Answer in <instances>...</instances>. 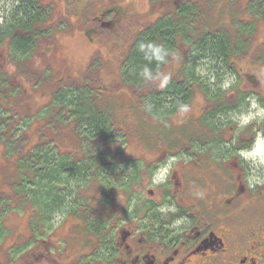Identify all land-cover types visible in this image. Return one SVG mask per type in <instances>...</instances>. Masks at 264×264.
Returning <instances> with one entry per match:
<instances>
[{
    "label": "flooded vegetation",
    "instance_id": "flooded-vegetation-1",
    "mask_svg": "<svg viewBox=\"0 0 264 264\" xmlns=\"http://www.w3.org/2000/svg\"><path fill=\"white\" fill-rule=\"evenodd\" d=\"M58 1L67 10V19H80L86 24V37L93 44L102 34L117 44L131 31L129 27L124 30L123 23L130 16L118 0H82L71 11L64 0ZM222 1L232 8V13L225 11L229 21L239 19L245 26L235 30L233 37L229 33L227 36L231 41L234 38L233 42L242 38L246 43L239 46L232 42L233 48L218 73L194 69L192 95L174 109L178 114L196 102L198 110L192 121L198 130H192V138L175 145L154 144L150 151L137 144L147 155L157 152L154 159L131 156L120 165V150H111L116 158L98 163L83 160L87 166L82 171L87 178L77 193L80 202L67 190L66 208L59 214L53 211L47 215L39 206L29 217L30 238L18 234L9 245V229L4 225L0 264H264V183H258L264 182V160L241 154L252 151L257 136H264V115L248 123L240 121L252 112L253 104L257 111L264 109V44L256 54H247V42L260 24L264 27V0H246L245 7L243 0ZM177 2L174 9L185 4L184 0ZM45 8L51 11L50 6ZM45 31V37H49L50 28ZM8 53L10 56L9 47ZM98 58L100 66L95 73L103 69V60ZM126 58L122 57L120 66L125 85L122 67ZM238 58H249L252 66L245 70L234 62ZM108 62L105 59L106 66ZM88 79L93 81L91 75ZM152 81L141 90L127 87L144 100L168 87L154 90ZM184 81L176 82L179 85ZM94 86L110 94L104 85ZM146 109L150 111L147 105ZM186 119L184 123L191 121ZM158 139L157 135L153 138L154 142ZM81 159L83 156L73 161ZM164 165L170 167L166 180L153 183L154 174ZM11 187L16 200L24 203L30 193L23 190L19 194L12 183ZM4 198L8 199V193L0 192V199ZM37 202L36 196L38 206ZM11 206L7 211L0 210L1 220L19 205ZM60 214L64 221L70 220L64 224V235H59L63 224L53 227ZM48 226L49 233L42 234ZM34 240L36 246L32 248Z\"/></svg>",
    "mask_w": 264,
    "mask_h": 264
},
{
    "label": "rangeland",
    "instance_id": "rangeland-1",
    "mask_svg": "<svg viewBox=\"0 0 264 264\" xmlns=\"http://www.w3.org/2000/svg\"><path fill=\"white\" fill-rule=\"evenodd\" d=\"M80 1L82 0H64L70 11ZM109 1L113 2L114 0ZM118 1L130 16L129 20L123 23L124 30L129 27L131 31L118 39L120 41L117 44L103 34L98 36L93 44L86 37V24L80 19L71 17L70 20L67 19L65 17L67 10L62 3L56 2V0H41L44 7L50 6L51 11L48 21L39 29L48 30L50 28L49 37H41L33 56L22 64L10 60L7 44L0 52V71L6 74L9 83V88L0 94V105L10 110L12 115L8 112L7 115L12 127L21 130L17 132L11 130L12 136L13 133L15 134L11 138L14 143L0 142V192L8 193V199H0V210L1 212L2 210L7 211L12 209L11 205L15 207L19 205L14 211L6 213L2 220L0 217V233L3 232L4 225L9 229V235L6 233L7 245L18 234H22L25 239L30 238L31 232L28 226L30 214L41 206L40 202H37V206L32 199V196H36L33 177L32 179L29 177L27 169H20V165L27 159V154L36 147L54 145L57 147V151L62 154L60 155L63 158L62 161L77 160L83 156L78 138L80 136V131H77L78 124L73 115L71 116L65 109L61 110L55 101L52 102L54 96L56 101L61 102V100H65L64 96L68 91L77 90L79 95L88 94L89 100L84 108L94 116L106 115L117 138V141L109 143V145H104V143H95V145L102 144L115 153L120 150L117 156L120 165L131 156L154 159L157 152L147 155L144 149L150 151L154 144L174 143L173 145H175L180 141L184 142L186 141L184 138H192V130H198L195 121H192V117L198 110L196 102L191 103L178 114L173 112L169 103L164 105L163 112L152 113L151 110L147 111L144 98L140 99V94L136 95L120 78V66L123 59L127 57V54H124L130 51L139 33L154 24L159 18L174 12L175 4H178L177 0ZM181 1L183 0H179V2ZM245 1H242L243 7H245ZM184 2L197 8V18L188 27L185 39L182 35L178 36L177 47L179 48L150 84L154 90H163L171 82L175 83V81H184L188 77L190 78L194 65L191 51L194 50L192 47L199 38L214 32L229 33L233 37L235 30L241 25L244 26V23L238 22L239 19L229 21L225 11L228 9V12L232 13V8L228 2L222 0H184ZM233 8L234 10L238 9L235 6ZM233 39L230 40L231 44L236 41L233 42ZM243 41V39L239 41V46L246 43ZM247 43L250 48L249 51L247 50L248 56H251L253 52L256 54L262 48L264 27L261 24L258 26L257 32L255 31L254 37H251ZM98 57L103 60V69L95 73V70L100 66ZM105 59L109 61L107 66ZM234 62L240 67H244L245 70L252 66L249 58L246 61L242 58L234 59ZM199 71L202 70L199 69ZM89 75L92 76L93 81L88 79ZM231 81L229 86L233 83L232 79ZM94 84L104 85L107 93L110 94H106L104 90L98 89ZM83 87L87 88L82 90ZM249 114H252L253 118L263 116L258 114L257 107H253ZM188 117L191 121L184 123ZM79 130L82 129L79 128ZM182 130H184V135L181 134ZM155 135L159 138L158 142L153 140ZM113 143L118 144L114 145ZM138 143L143 144L141 146L144 149L137 146ZM8 144L11 145L8 147ZM29 179L31 181H28L23 189L25 180ZM11 183L19 194L23 190L30 193L27 198L24 197V203L16 200L15 192L12 193ZM71 186L76 188L73 200L80 202L77 193L81 191L82 185L76 186L75 183H72ZM144 187L149 188L147 183ZM64 220V215L60 214L56 215L53 221V227L63 224L61 227L63 230H60L59 235H64V224L70 222V220ZM50 228L51 226H48L42 234H48ZM32 243V248H34L36 240Z\"/></svg>",
    "mask_w": 264,
    "mask_h": 264
},
{
    "label": "trees",
    "instance_id": "trees-1",
    "mask_svg": "<svg viewBox=\"0 0 264 264\" xmlns=\"http://www.w3.org/2000/svg\"><path fill=\"white\" fill-rule=\"evenodd\" d=\"M192 6L185 3L139 33L122 67V76L127 85L137 90L144 89L176 53L179 48L177 47L178 36L182 35L185 39L188 27L197 18V8ZM49 15V10L43 7L39 0H0V52L8 44L10 56L17 64L30 59L36 51L38 41L47 35L45 30L39 28L45 25ZM239 41H242V38L236 40L234 45H239ZM141 44L145 46L143 49L140 47ZM149 44L161 50L162 59H157L152 54L147 47ZM192 48L194 50L191 51V56L194 59V65L190 78L188 77L179 85L176 81L171 82L164 92H155L147 96L145 103L152 113L163 112L164 105L168 103L173 110L186 103L192 95L191 83L194 69L198 67L203 72L208 71V74L218 73L233 44L226 33H215L199 38ZM8 88L7 76L0 71V94ZM64 98L65 100L61 102L56 101V98H53V101L61 110H67L75 118L73 119L78 124L77 131H80L83 159L77 162L68 159L62 161L63 158L56 151V147L48 145L29 152L26 161L20 165L21 170L27 169L29 177L31 176V179L33 177L32 181L35 182L36 189L34 192L47 215L53 211H56V214L62 212L66 208L67 189L74 193L76 188H72V183L77 186L86 180L87 177L82 171L83 167L87 166L84 161L98 163L101 159L116 158L111 149L104 146L117 141L109 118L106 115L94 116L84 108L89 100L86 94L79 95L77 90L68 91ZM7 112L11 114L10 110L0 105V142L8 141L12 144L14 141L11 138L15 134L13 133L12 136L11 130L15 132L21 130L12 127ZM95 143H104V145H95ZM25 181L23 189L31 180ZM36 196H32L35 203Z\"/></svg>",
    "mask_w": 264,
    "mask_h": 264
},
{
    "label": "clouds",
    "instance_id": "clouds-1",
    "mask_svg": "<svg viewBox=\"0 0 264 264\" xmlns=\"http://www.w3.org/2000/svg\"><path fill=\"white\" fill-rule=\"evenodd\" d=\"M141 49H143L145 46L141 44ZM149 50L152 52L154 56H156L157 59H162L161 50L157 47H154L153 45L149 44L147 46ZM227 87V85H225ZM253 107H257L255 104H253ZM258 114L264 115V109L258 108ZM253 118L252 114L246 115L241 117L242 123H248ZM262 146H264V136H257L256 138V145L253 147L252 151H247L241 153L242 155L253 158V159H261L264 160V149H262ZM174 159V158H173ZM170 167L168 165L162 166L153 176V183H163L167 175L169 173ZM258 183H264L261 181H258ZM249 186H252L250 183Z\"/></svg>",
    "mask_w": 264,
    "mask_h": 264
}]
</instances>
